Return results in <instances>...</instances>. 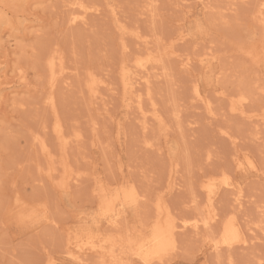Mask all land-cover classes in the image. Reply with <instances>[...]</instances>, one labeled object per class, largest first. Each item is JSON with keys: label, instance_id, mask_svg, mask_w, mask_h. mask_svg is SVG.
Instances as JSON below:
<instances>
[{"label": "rangeland", "instance_id": "obj_1", "mask_svg": "<svg viewBox=\"0 0 264 264\" xmlns=\"http://www.w3.org/2000/svg\"><path fill=\"white\" fill-rule=\"evenodd\" d=\"M69 1L0 0V264H96L71 258L67 238L108 244L117 218L125 233L152 230L159 201L178 221L216 220L199 234L178 231L168 259L152 264H264V0H210L211 9L202 0H80L89 13L100 7L86 26L67 23ZM144 4L159 15L141 14ZM144 37L158 52L175 43L192 65L184 70L169 56L145 63ZM53 52L72 84L56 88L54 111L44 102ZM145 70L154 74L151 98L137 81ZM90 71L105 84L106 105H89ZM139 88L144 108L156 105L164 120L145 131ZM57 119L69 139L81 132L65 145L80 172L68 188L56 185L62 173H43L50 158L65 157ZM226 218L239 241L215 251ZM130 264L147 263L135 256Z\"/></svg>", "mask_w": 264, "mask_h": 264}, {"label": "bare ground", "instance_id": "obj_2", "mask_svg": "<svg viewBox=\"0 0 264 264\" xmlns=\"http://www.w3.org/2000/svg\"><path fill=\"white\" fill-rule=\"evenodd\" d=\"M209 1L208 0H202V2L207 6V8L208 9H211L210 6L212 4H211V1L210 2ZM239 1L241 3V0H239ZM152 2H150V3H152ZM154 2L152 3V5H155V7H156L157 5L155 3L157 1L155 3ZM150 3H148V4L145 3V4L148 6ZM209 3H210V5H209ZM40 4H41V2H40ZM177 5H178V3H177ZM205 5H204V7H205ZM233 5H235L234 2L231 3V6H233ZM66 6L68 7V9H67L68 10L67 23H69L72 26H78V25H80V26L81 25L86 26L85 24L88 23V21H89L88 19H90V15L92 17L93 16L92 14H95L93 12H96V10H98V9L100 11V7L98 8V6H93L94 8L97 7V9L95 10L93 8L95 11L94 10H91V13H89L90 11H88V10H90V9H88V8L82 9L81 8V6H83V3H81L80 0H78V1L77 0L69 1V3H67ZM145 6H143V7H145ZM147 6L145 8L147 10H144V8H143L142 9L143 12H140L141 14L142 13L145 14V16H146L147 12L148 13L150 12L149 15H148V16H150V14H152V12L150 10H153V9L156 10L158 8V6H157V8H155L154 6H152V7L149 6L150 9H148L149 7H147ZM231 6H229V7H231ZM109 7H111V5ZM109 7L107 9H110ZM112 7H114V5ZM211 7H213V5ZM116 8H117V6L115 7V10H117ZM226 9H228V8H226ZM231 9L232 10H235L236 8L234 6V7H231ZM111 10L112 9H110V12H111ZM115 10L114 11L112 10V12H114V15H118L119 14L118 13L119 11L117 10V12H115ZM155 10H153V12ZM156 11L158 12V9ZM99 13H101V12H98L96 14H99ZM155 13L156 12H154V16L153 17H155L156 15H159L157 13L155 15ZM226 13H227V11H226ZM110 14H112V13H110ZM151 17H152V15L150 16V18ZM123 41H125V40H122V45H124L126 43L125 42L123 44ZM141 44H142V47L144 49L143 50V53L145 54V56H143V60L146 61L145 63H150V65H152V66L155 63H160V61L161 62L164 61L165 57H168V56L171 57V58L173 57V58L177 59L178 62H179V65L184 70L185 69H188L190 67V65H192L191 61L193 59L191 57L183 56V54L178 53L177 48L175 46V43H174V45H169L170 47H168V51H161V52H158V51H160L159 50L160 45L158 44L159 45L158 46L159 48H158L157 46H154V44H153V46L155 47L154 48L151 45L150 39L148 40L147 37L142 38ZM122 47L124 48L126 46H122ZM125 51H127L126 53L128 55V49L125 50ZM123 52H124V49L122 50V53ZM46 60H47L46 61V65L47 66L46 67L49 70V80H48V85L49 86L48 87H49V90L50 91L47 93V97H46V100H44V102L46 103V105L49 108H51L53 110L55 108L54 107V104L56 103L54 101L56 99V88L60 84L64 88L65 87L66 88L71 87L72 84L70 83V79L71 78L69 77V74L65 73V68H67V67L63 64V62H62L63 61V58L61 57V55L56 54L55 52H53L52 55L48 54ZM58 63H60L59 67L62 65V67L60 68V71L57 68L58 67L57 66ZM138 67H140V66H138ZM154 70H155V68H154ZM145 71L146 72L144 74L140 75L137 78V81H138V83H146V91L145 92H146L147 96L151 98V95H153V93H152L153 82L151 83V81H152V77L154 76V74L151 73V71H148V70H145ZM168 72H170V71H168ZM90 73H91V71H90ZM91 74L92 75H89L87 73V75H89L90 78L89 79L87 78V80L85 81V91H84V93L87 95V97L90 100L89 101V105H91V106L98 105L99 106V103H98L99 102V98L101 100L100 104L106 105V102L107 101H105V96L104 97L101 96V93L102 92L104 93V91L102 90L103 88H101V91L102 92L99 90V84H101V83L104 84V82L101 81V83H100L98 81L99 78H98V80H96V77H98V76L97 75L95 76L93 74V72ZM155 75H159V74L156 73ZM158 78H157V80H158ZM154 79H155V77H154ZM139 89L140 90H138V93L136 94V98H137V108L139 110L140 119H141V121H139V122H141V127L145 131L148 128L149 121L151 119L154 118L156 121H159L158 123H162L164 120H162V118H161V116H160V114L158 112V109H157L156 105L153 106V108H152L151 111H148V110H146L144 108L143 99H144V95L145 94L141 91V88H139ZM194 93L196 95L198 94L196 92H194ZM104 95H105V93H104ZM205 102L206 101H204L203 103L205 104ZM208 105H209V102H208ZM91 106H90V108H91ZM235 110H236V108H235ZM56 112L57 111H55L54 113H56ZM243 113H244V110H241V114H243ZM178 115H179V119L181 120L180 114H178ZM56 118H57V116H56ZM163 126H165V125H163ZM55 127H56V133L58 135V138H60V141H61L60 143H61L62 147H60V148L63 151L62 155H64L65 157L63 156L64 158L60 161V163L57 162L55 159L50 158L51 159L50 160L51 163H53V167L50 170L45 171L43 173H45L47 175V177L49 179H51V180L55 179V175L57 174V172L62 173V174H60L59 181H56V183H57L56 185L57 186H60V187H66V188H68V187H70V184L72 183L71 181H73V180H75L74 182L78 181V179L80 177V172H74L71 169L70 164H69V161H68L69 159L67 160V158H66V156H67V147L65 145H68V143H70V142H72V143L73 142H76L78 144V142L81 139L80 138L81 137V132H79V131L74 132L72 138L69 139V137L67 136V134H65L64 131H63V123L60 121V119H57L56 120ZM95 127L97 128L96 123H95ZM37 138H39V137H37ZM152 144H151L150 141H147V145H152ZM48 152H49V149H48ZM51 152H52V150H51ZM60 167H61V169H60ZM222 183H224L225 185H227V181L222 182ZM219 185H222V184L219 183ZM204 186H203V188H204ZM206 186L208 188H210L211 186H213V184L209 182V183H207ZM217 193H218V191H217ZM215 196H213V197H215ZM120 198L121 197H120L119 194L113 195V197L111 198V204H112V206H114V207L118 206L117 204H118ZM240 199L241 198H240L239 195H236L235 196V202H236L237 205L240 204V202H241ZM209 200H210V198H209ZM164 203L163 202H160V201H159V204L156 203L157 204V206H155L156 207V219H155V221L153 223L152 230H147L146 228H145V230L142 229L143 231L139 235H135L134 233H125L128 230L125 229V228H123L122 225H120L121 222H119L120 220L117 218V219H115V220H113V221L110 222V227L112 228L111 229L112 232H110V234H109L110 238H109L108 244H106L107 242L104 243V242L96 239L95 237H91V236L90 237L84 236V237H81V238H77V237H74L73 236L71 238H67L66 245H65V252L69 256H71V258L73 257L75 260L80 261V262H83V263H85V262L87 263L90 258H94V259H96V264H130L133 261V259H134L135 256L141 257L143 260H145V262L147 264H152L154 262H162V261H166L168 259V257L171 255V252L176 248V242H177L176 235L178 234V231H182V230L186 231L188 229H191V231L193 233L199 234V232L201 230H204V228H203L204 226L205 227H207V226L209 227L210 224L213 221L216 220V214H211L212 216H208V217H206V215H203V216H205V219L204 220H201V221H198L195 218H194V220H193V218L192 219L182 218L181 221H178V220H176L174 218V215H173L172 218L170 217L169 213H171L172 211L171 212L168 211V209L164 205ZM207 207H209V206H207ZM122 211H123L122 209L119 211L120 212L119 213V218L122 216V213H123ZM226 220H227V223L228 222L229 223L231 222V219L226 218L225 219V222L223 221V225H224V223H226ZM230 224H229L228 227H226L225 231L223 232L224 235H223L222 241L221 242H219V241H213V243L215 245V247H214V250L215 251L218 250V249H220V247L223 246V245H224V247H225V245L227 247L228 245H230V244L232 245L233 243L239 241L238 234H237V227L234 224H231V225ZM225 226H227V224L224 225V227ZM209 230H210V228H209ZM206 231H208V229H206ZM208 232H210V231H208ZM213 234L214 235H212V237L214 239L217 236L215 237V233H213ZM220 234H221V232H220Z\"/></svg>", "mask_w": 264, "mask_h": 264}]
</instances>
